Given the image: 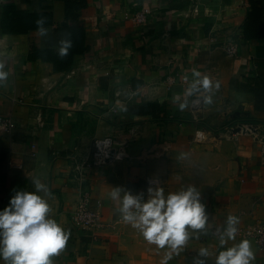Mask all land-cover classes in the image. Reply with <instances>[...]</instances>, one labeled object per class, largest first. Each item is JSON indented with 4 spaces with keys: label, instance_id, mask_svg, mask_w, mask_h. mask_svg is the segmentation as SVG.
Listing matches in <instances>:
<instances>
[{
    "label": "crops",
    "instance_id": "crops-1",
    "mask_svg": "<svg viewBox=\"0 0 264 264\" xmlns=\"http://www.w3.org/2000/svg\"><path fill=\"white\" fill-rule=\"evenodd\" d=\"M3 5L51 11L48 32L64 20L62 0H0ZM140 7L150 9L145 25L123 18ZM246 9L244 0H87L80 11L87 50L66 71L27 58L32 45L46 42L36 29L0 33V60L9 73L0 84V115L13 121L9 135L0 128V209L15 191H34L33 177L48 186L51 217L70 231L53 264H161L167 247L148 244L123 221L93 238L70 219L78 189L70 173L72 158L89 152L95 137L112 133L125 139L131 128L138 137L129 145L130 157L95 167L84 182L91 206L106 219L120 217L118 202L110 198L112 187L147 198V179L159 177L163 183L154 188H163L166 195L197 187L209 216L206 229L223 228L229 215L237 216L239 224L264 221L259 144L221 133L236 120L264 128V38L236 39ZM235 39L237 54L225 55L224 44ZM194 70L218 85L200 94L211 95L212 103L199 98L198 122L190 110L195 96L184 95ZM185 98L188 107L180 110L177 100ZM197 129L204 133L202 140L195 138ZM166 144L170 147L161 156L146 152ZM140 153L141 159L136 157ZM205 233L190 232L168 264H193L201 247L209 249L212 264L223 249L218 238ZM241 240H229L224 247ZM248 241L254 252L251 264H264V248Z\"/></svg>",
    "mask_w": 264,
    "mask_h": 264
},
{
    "label": "clouds",
    "instance_id": "clouds-1",
    "mask_svg": "<svg viewBox=\"0 0 264 264\" xmlns=\"http://www.w3.org/2000/svg\"><path fill=\"white\" fill-rule=\"evenodd\" d=\"M46 21H36V31L40 37L48 35ZM72 47V41L64 38L59 41L57 55L65 57ZM9 73L5 63L0 60V84ZM192 80L185 90V97L197 96L205 104L212 103L209 93L214 85L199 71H193ZM180 110L188 107V100H177ZM186 154H182V158ZM34 191L17 190L9 198L8 204L0 209V262L2 264H53L52 257L58 255L66 246L70 231L64 229L51 217V207L45 199L50 190L38 178H32ZM41 193L43 195H41ZM110 198L118 202L116 211L120 219L138 230L143 239L158 249L167 247L168 251L161 264H168L173 255H178L190 238V232L197 236L206 231L209 216L201 202V193L195 185L179 191L169 192L163 188L149 187L147 198L144 193L133 194L121 187H112ZM239 218L229 215L225 226L217 229L219 246L223 249L215 255L212 264H251L254 252L247 239L231 247H224L234 240L238 231ZM211 253L201 247L193 264H208Z\"/></svg>",
    "mask_w": 264,
    "mask_h": 264
},
{
    "label": "built area",
    "instance_id": "built-area-1",
    "mask_svg": "<svg viewBox=\"0 0 264 264\" xmlns=\"http://www.w3.org/2000/svg\"><path fill=\"white\" fill-rule=\"evenodd\" d=\"M150 13L148 7H140L133 12H126L123 18L129 20L134 26H143L147 22V16ZM238 43L236 40L227 41L223 46L225 55L233 57L237 54ZM168 84L173 83V78L167 79ZM196 96L190 102V110L193 114L194 121L199 120V111L201 104ZM13 121L10 116L0 115V128L4 134L9 135L12 131ZM223 137L235 139L240 136H247L259 144L260 150L264 155V128L259 123L245 120H236L221 130ZM129 137L118 139L112 133L97 136L92 141L89 152L81 157L72 158L71 177L77 180V204L70 214L72 222L84 230L93 238L102 236L105 232L113 227L116 222L122 221L120 217L106 219L101 211L91 206L90 189L84 186L86 177L92 170L104 164L130 157L129 145L137 139L138 131L136 128L129 130ZM204 133L201 129L195 132V138L202 140ZM34 147V145H33ZM166 144L162 149H156L153 146L147 148L148 155L161 156L168 149ZM35 155V151L32 152ZM142 153L136 157L141 159ZM19 167V166H18ZM150 187L160 186L163 181L159 177H149L147 179ZM217 229L222 227L211 225L206 229L205 237L218 238ZM235 239H247L254 243L258 248H264V221L254 223H244L237 225Z\"/></svg>",
    "mask_w": 264,
    "mask_h": 264
},
{
    "label": "trees",
    "instance_id": "trees-1",
    "mask_svg": "<svg viewBox=\"0 0 264 264\" xmlns=\"http://www.w3.org/2000/svg\"><path fill=\"white\" fill-rule=\"evenodd\" d=\"M64 2V20L56 25L45 37L41 47L32 45L28 52L29 60L40 59L52 63L54 71L70 70L74 57L87 50L84 43L85 27L80 19L81 9L87 6V0H62ZM247 4L244 19L240 24L237 41H249L264 38V0H244ZM51 11L27 12L16 5H3L0 8V33L26 32L36 29V21L44 19L45 26L51 25ZM69 38L72 47L65 57L57 55L59 41ZM235 39V40H236Z\"/></svg>",
    "mask_w": 264,
    "mask_h": 264
},
{
    "label": "water",
    "instance_id": "water-1",
    "mask_svg": "<svg viewBox=\"0 0 264 264\" xmlns=\"http://www.w3.org/2000/svg\"><path fill=\"white\" fill-rule=\"evenodd\" d=\"M197 98H200V97H197Z\"/></svg>",
    "mask_w": 264,
    "mask_h": 264
}]
</instances>
